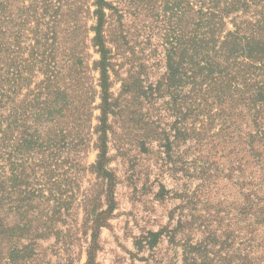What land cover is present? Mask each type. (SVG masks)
I'll list each match as a JSON object with an SVG mask.
<instances>
[{"label": "rangeland", "instance_id": "374dc122", "mask_svg": "<svg viewBox=\"0 0 264 264\" xmlns=\"http://www.w3.org/2000/svg\"><path fill=\"white\" fill-rule=\"evenodd\" d=\"M94 1L82 0L76 21L84 38L78 53L93 55L91 60L98 56L84 32L95 24ZM109 2L117 9L107 10L113 13L107 37L115 55L110 92L118 106L106 127L111 159L106 174L92 168L100 152L95 127L101 111L95 110L84 146L41 178L45 198L36 216L52 221L55 235L38 241L27 264H264V147L259 145L260 155L251 153V122L226 112L239 128L224 126L188 116L186 106L173 110L167 96H150L165 77L174 0ZM98 79L97 71L83 80L94 107L101 103ZM216 114L222 119L218 109ZM187 132L192 138L186 141ZM150 233L160 235L152 247Z\"/></svg>", "mask_w": 264, "mask_h": 264}, {"label": "trees", "instance_id": "16d2710c", "mask_svg": "<svg viewBox=\"0 0 264 264\" xmlns=\"http://www.w3.org/2000/svg\"><path fill=\"white\" fill-rule=\"evenodd\" d=\"M67 2L70 9L64 15ZM92 6L95 24L84 33L98 56L93 60L89 53H78L84 43L76 23L82 0H0V264H27L36 255L38 241L55 235L52 221L41 222V214L36 216V205L45 198L41 178L84 146L95 110L101 111L95 127L100 152L92 168L106 174L111 159L106 127L118 108L110 92L115 55L107 37L113 13L107 10L117 9L109 0H96ZM168 12L175 26L166 42V73L152 85L150 96H167L173 110L186 106L188 116L224 126L239 128L238 120L231 123L226 112L239 119L247 116L255 129L248 134L250 151L260 155L264 0H174ZM97 71L101 103L94 107L96 98L83 80ZM161 134L166 145H172L170 134ZM191 138L187 132L185 140ZM159 236L150 233L151 247Z\"/></svg>", "mask_w": 264, "mask_h": 264}]
</instances>
